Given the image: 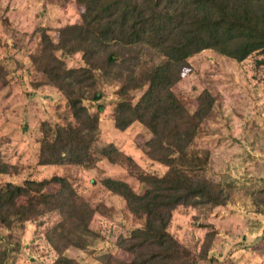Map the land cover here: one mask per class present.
I'll return each mask as SVG.
<instances>
[{"label":"rangeland","instance_id":"1","mask_svg":"<svg viewBox=\"0 0 264 264\" xmlns=\"http://www.w3.org/2000/svg\"><path fill=\"white\" fill-rule=\"evenodd\" d=\"M81 11L75 0L49 4L47 0H0V64L6 72L0 80V184L65 177L70 193L95 209L90 228L97 237L86 249L69 247L63 255L79 264H108L102 257L109 254L128 264L131 256L119 250L116 241L139 228L143 219L131 214L125 201L101 183L106 178L120 180L141 194L144 187L135 170L161 177L168 168L145 153L151 135L142 124L134 122L123 131L115 128L117 81L94 70L93 91L102 97L92 101L86 94L83 99V105L98 117L92 163L39 164L45 131L73 125L74 120L64 93L43 83L31 56L38 49L40 29L49 30L56 42L57 30L78 23ZM56 56L67 68L86 67L80 52ZM160 62L157 56L145 54L142 66ZM188 63L174 88L184 109L193 113L204 90L213 96L211 111L189 147L191 153L206 158L195 175L221 189L226 201L214 207L201 199L194 206L176 207L168 231L190 252L193 264H264V54L253 53L237 62L205 50ZM130 95L135 103L141 92ZM97 104H103L102 112ZM106 145H113L132 162H109L99 153ZM59 220L51 213L13 221L9 227L0 224L5 264H52L58 255L45 235ZM209 232L207 256L201 259Z\"/></svg>","mask_w":264,"mask_h":264},{"label":"trees","instance_id":"2","mask_svg":"<svg viewBox=\"0 0 264 264\" xmlns=\"http://www.w3.org/2000/svg\"><path fill=\"white\" fill-rule=\"evenodd\" d=\"M67 0H47V3ZM82 8L80 20L57 30V41L40 29L37 51L31 56L34 70L43 83L66 96L74 124L45 131L40 144L39 164L88 166L93 161L92 145L98 133V117L83 105L86 94L99 101L93 91L94 70L120 84L114 109V126L125 130L139 122L150 133L145 153L168 169L157 177L134 171L144 190L136 193L127 183L106 178L103 187L121 197L143 224L126 237L117 238L116 247L129 254L128 264H193L190 252L168 231L173 210L197 205L198 200L221 206L226 197L221 189L195 175L206 163L189 147L201 121L210 113L213 96L204 90L197 109L185 110L175 85L188 67V59L205 50L241 62L253 53L264 54V0H75ZM82 53L86 67L67 68L56 56ZM145 54L161 59L142 66ZM142 66V67H141ZM5 70L0 64V80ZM131 91L141 95L133 103ZM104 110L97 104V111ZM51 132V133H50ZM99 153L111 163L132 162L113 145ZM6 167V166H3ZM194 174V176L189 175ZM54 188L53 191L50 188ZM60 220L45 235L58 257L52 264H79L63 255L69 247L86 249L97 237L90 228L95 209L74 197L65 177L25 180L22 184H0V224L26 222L46 214ZM204 239L201 259L211 242ZM7 253L0 252V264ZM108 264H126L105 255ZM211 261V260H210Z\"/></svg>","mask_w":264,"mask_h":264}]
</instances>
